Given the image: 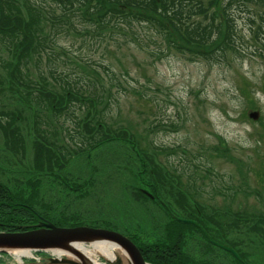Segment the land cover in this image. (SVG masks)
<instances>
[{
  "label": "rangeland",
  "instance_id": "374dc122",
  "mask_svg": "<svg viewBox=\"0 0 264 264\" xmlns=\"http://www.w3.org/2000/svg\"><path fill=\"white\" fill-rule=\"evenodd\" d=\"M52 1L44 0L57 7ZM229 2L218 0V9L228 7ZM232 13L235 27L225 50V42L219 41L202 48L203 53L198 48L182 51L174 45L178 38L136 22L124 25L123 33L113 37L106 34L108 30L100 36L97 32L55 34V45L43 59L23 60L24 78L39 79L40 64L49 80L55 81L50 71L61 77L51 84L57 90H62L61 81L70 82L71 87L86 86L83 93L96 99L87 108L64 103L55 110L6 90L11 81L8 70L18 62L11 55L14 45L8 44L11 36L3 35L0 182L20 197L32 195L40 221L55 217L68 220L66 224L92 227L97 222L101 226L96 228L109 225L124 235L151 236L162 230L159 226L169 222V217L158 204L136 200L130 193L135 178L131 167L139 165V149L152 159V167L170 177L163 190L168 200L173 202L167 192L178 196L177 192L190 191L199 206L217 211L218 220L225 223L233 212L264 213V0L248 2L244 12L233 7ZM87 24L82 21L78 28ZM23 91L26 95L27 90ZM88 117L93 119L90 127L97 129L96 122L102 123L118 135L126 130L127 139L90 148L96 133H88L85 123H76ZM39 133L65 152L64 169L37 168ZM52 150L53 154L55 147ZM53 158L54 166L62 165L56 155ZM191 237L188 249L206 246L197 231ZM207 249L216 252L217 262H233L218 249ZM12 250L0 252V264H52L51 258L58 256L51 248L30 250L32 256L24 255L19 262ZM258 257L264 262V256ZM99 260L106 262L103 256Z\"/></svg>",
  "mask_w": 264,
  "mask_h": 264
},
{
  "label": "trees",
  "instance_id": "16d2710c",
  "mask_svg": "<svg viewBox=\"0 0 264 264\" xmlns=\"http://www.w3.org/2000/svg\"><path fill=\"white\" fill-rule=\"evenodd\" d=\"M252 1L230 0L228 7L219 10L218 0H53L52 2L57 5L55 8L53 5L45 4L44 0L41 4L39 0H0V41L3 35L11 36L8 44L12 47L14 45L15 49H11V55L18 62L8 70L11 81L7 82L6 90L11 91L15 97L25 98L27 101L35 98L39 105L44 103L47 107L48 104L49 108L55 110L62 109L64 103L66 105L80 103L86 108L88 105L93 106L96 99L83 93L86 86L71 87V84H68L70 82L61 81L62 90H57L51 84H56L61 77L50 71L55 81L49 80L41 70L40 64L37 67L39 79L34 80L30 75L24 78L21 66L23 60L30 56L43 59V54L55 45V34L77 33L84 36L97 32L100 36L104 30H108L106 34L113 37L117 33H123L124 25L130 27L136 22L151 24L166 37L178 38L179 42L174 41V45L182 51L198 48L203 53L202 48L213 46L219 41L222 44L225 42L222 47V50H225L232 39L231 32L235 27L236 16L234 17L232 13L233 7H237L239 12H244L247 3ZM262 16L263 14H260L261 18ZM82 21L88 24L84 29H79V23ZM262 24L263 22L259 24L258 31L263 28ZM0 84L3 87L5 85L4 82ZM23 90H27L26 95L23 94L25 92ZM10 118L15 120L16 116L11 113ZM87 120L76 123L78 126L79 123H85V130L88 133H96L95 136H91L90 148H97L110 141L127 139L126 130L118 135L97 122V129H94L93 126L90 127L93 119L88 117ZM121 135L124 138H121ZM41 136L39 133V142L36 143L37 168L48 172L64 169L68 162L65 152L52 146ZM111 137L115 138L112 140ZM52 147L56 150L53 154ZM137 154L140 155L139 165L136 166L134 163L135 166L131 167L135 177L130 186L132 197L158 204L169 217V222L159 226L162 230L151 232V236H146L147 233L143 237L141 235L138 237L135 233L127 234L141 249L146 261L152 264H223L217 262L219 256H216L213 250L210 252L208 246L230 256L233 261L231 264H264L261 257H258L264 256V213L253 214L245 210L233 212L227 215L226 219L229 221L225 223L218 220L217 211H212L204 205L199 206L193 200L190 191L177 192L178 196L167 192L169 197L171 195L172 202L163 195L166 193L163 190L171 181L170 177H164L159 169L152 167L150 161H153L148 155L144 156L139 149ZM54 155L62 163L61 166H54L51 163L54 161ZM32 199V195L18 196L11 190L10 185L0 182V231L14 232L34 226L30 224L35 223L41 213L34 208ZM170 204H175L177 208ZM50 218L61 227L81 225L66 224L68 220L62 218ZM182 219L191 222H183ZM99 224L96 222L93 226L100 227ZM106 226L105 228L119 230ZM194 231H197L206 243V246L200 247L199 250L187 248L190 240H193L191 233ZM218 239L225 241L219 242ZM213 241L229 244L237 256L217 246Z\"/></svg>",
  "mask_w": 264,
  "mask_h": 264
},
{
  "label": "water",
  "instance_id": "95a60500",
  "mask_svg": "<svg viewBox=\"0 0 264 264\" xmlns=\"http://www.w3.org/2000/svg\"><path fill=\"white\" fill-rule=\"evenodd\" d=\"M256 116V114H252ZM183 222H191L182 219ZM32 227V226H31ZM92 239H103L116 242L127 249L135 264H149L143 257L140 248L127 235L113 229L96 228L88 225H79L74 227H61L45 219L35 225L34 228L24 231H0V252H7L8 249L21 248L30 250H39L45 248L54 249L63 247L65 244L75 241L90 242ZM217 246L230 251L237 256L236 251L229 244H222L213 241ZM68 256V255H67ZM109 264H123L121 257L113 260L107 259ZM52 264H85L83 261L65 257H52Z\"/></svg>",
  "mask_w": 264,
  "mask_h": 264
},
{
  "label": "bare ground",
  "instance_id": "6f19581e",
  "mask_svg": "<svg viewBox=\"0 0 264 264\" xmlns=\"http://www.w3.org/2000/svg\"><path fill=\"white\" fill-rule=\"evenodd\" d=\"M89 243L90 246H87L83 241H75L67 243L63 247H55L53 250L59 256L66 254L68 257L83 261L85 264H108L99 260L100 256L110 260L118 256L123 259V264H135L127 249L116 242L92 239ZM13 250L19 262L22 261V256H32L33 254L27 248H13Z\"/></svg>",
  "mask_w": 264,
  "mask_h": 264
},
{
  "label": "flooded vegetation",
  "instance_id": "af4514ba",
  "mask_svg": "<svg viewBox=\"0 0 264 264\" xmlns=\"http://www.w3.org/2000/svg\"><path fill=\"white\" fill-rule=\"evenodd\" d=\"M40 219H41V218H40ZM40 219H39V216H38L37 221H36L35 223H33V224H30V225H35V224L39 223Z\"/></svg>",
  "mask_w": 264,
  "mask_h": 264
}]
</instances>
